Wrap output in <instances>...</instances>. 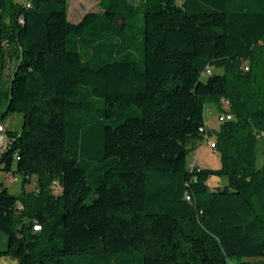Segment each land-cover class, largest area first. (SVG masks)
I'll list each match as a JSON object with an SVG mask.
<instances>
[{"label":"trees","instance_id":"1","mask_svg":"<svg viewBox=\"0 0 264 264\" xmlns=\"http://www.w3.org/2000/svg\"><path fill=\"white\" fill-rule=\"evenodd\" d=\"M99 6L73 23L67 0H0V115L22 118L0 155V259L264 264V0ZM221 99L232 118L209 129ZM206 139L217 169L189 163Z\"/></svg>","mask_w":264,"mask_h":264},{"label":"rangeland","instance_id":"2","mask_svg":"<svg viewBox=\"0 0 264 264\" xmlns=\"http://www.w3.org/2000/svg\"><path fill=\"white\" fill-rule=\"evenodd\" d=\"M17 2H22L23 0H15ZM101 0H67V19L70 22L77 23L86 13L88 12H99L101 11L100 9V4ZM16 65V61L9 59L6 64V68L3 72L2 75V80H1V87L2 88H8V84L11 80L14 67ZM259 86L261 87L262 90H264V77L261 76L259 80ZM2 113V111H0ZM209 110L206 108V118L208 117ZM9 123L11 126H14L16 130H19L22 126V118L21 115L19 114H4L0 115V124L8 126ZM257 167H260L262 165V144L259 142L258 148H257ZM213 150V149H212ZM199 149H197L192 155L189 156V163L191 164L193 159H196V161H199L200 166H207L208 168L211 169H217L220 166V161H219V154L218 153H211V154H206L203 158V160H199L197 157ZM196 163L195 161H193ZM2 177V174L0 173V178ZM214 181L217 179L213 178ZM9 191L13 194H18L19 193V183L15 184H9ZM0 236L5 237L0 232ZM6 239V237H5ZM6 246L5 249L7 248V239H6Z\"/></svg>","mask_w":264,"mask_h":264},{"label":"crops","instance_id":"3","mask_svg":"<svg viewBox=\"0 0 264 264\" xmlns=\"http://www.w3.org/2000/svg\"><path fill=\"white\" fill-rule=\"evenodd\" d=\"M207 109L209 110V114H208V117L206 118V124H207V127L209 128V129H217L218 128V122H217V114H218V112L216 111V109L214 108V107H211V106H207ZM9 127H14V126H11V124L9 123V125H8ZM197 149H199V151H198V159L199 160H203V158H204V156L206 155V154H211V153H216V151H214V150H212V149H210L209 148V146L205 143V142H202L198 147H197ZM196 149V150H197ZM195 150V151H196ZM194 151V152H195ZM193 161H195L196 163H194ZM191 164H195V165H197V166H199V167H201V168H208L207 166H200V164H199V161H196V159H193L192 160V162H191ZM220 182H219V180H216V181H214V179H210L209 180V184H210V186L211 187H215V186H217L218 184H219ZM6 186L8 187L9 185L6 183ZM6 239H5V237H3V236H0V252L1 251H3V250H5V246H6ZM0 264H7V261L5 260V259H0Z\"/></svg>","mask_w":264,"mask_h":264},{"label":"built area","instance_id":"4","mask_svg":"<svg viewBox=\"0 0 264 264\" xmlns=\"http://www.w3.org/2000/svg\"><path fill=\"white\" fill-rule=\"evenodd\" d=\"M247 70V69H246ZM207 74H210V71H207ZM221 106L224 109L223 112L217 114V121L218 122H224V121H228L231 120L232 116L229 114L228 108L230 106L228 100L226 99H221ZM5 125L0 124V155L3 152V150H5V146H6V142H7V138H6V134H5ZM205 143L209 146L210 149H214V141L211 139H206ZM5 182L9 185V184H15L18 182V179L12 175H9L5 178ZM53 188L55 189L56 192H59V186L57 185V183H53ZM40 229L39 226H34L33 230L34 231H38Z\"/></svg>","mask_w":264,"mask_h":264}]
</instances>
